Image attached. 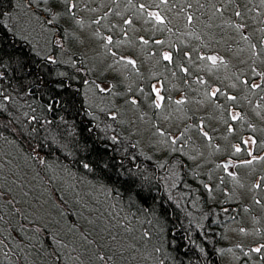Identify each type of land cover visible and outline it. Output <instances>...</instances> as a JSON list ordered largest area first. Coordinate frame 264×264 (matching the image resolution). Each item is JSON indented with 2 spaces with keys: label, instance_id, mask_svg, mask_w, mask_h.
I'll use <instances>...</instances> for the list:
<instances>
[{
  "label": "trees",
  "instance_id": "obj_1",
  "mask_svg": "<svg viewBox=\"0 0 264 264\" xmlns=\"http://www.w3.org/2000/svg\"><path fill=\"white\" fill-rule=\"evenodd\" d=\"M99 1L106 2V7L110 8L99 11V14L94 9L86 17V10L81 11L80 6L74 16L66 13L62 0H48L47 3L44 0H0V165H3L0 175L4 177L0 183L7 189L11 180L17 176L23 178L33 189V195L46 201L39 213L45 219L40 223L49 225L38 238L31 241L25 238L24 251L12 250V244L20 240V235L13 233L14 239L5 241L8 247L0 246V264H96L92 256L95 247L85 251L74 243L78 251L76 255L71 251L73 244L58 249L51 240L52 234L62 228L66 232L60 236L65 241H73L68 237L71 233L67 228L78 223L76 213L79 207L74 200L82 190V184H89L109 195L118 203L119 214L131 220V225L126 227L118 225L120 222H101L95 217L92 219L95 224L88 226L91 229L99 227L101 236L107 235L102 231L103 227L124 240L132 236V232H140L138 234L147 248L155 253L157 264H226L219 248L223 244V224L237 214L232 203L220 201L221 194L220 197L209 196L210 191L204 183L213 189L214 181L201 175L197 177L202 181H197L187 169V158L178 151L171 154V159L179 163V197L175 199L166 195L159 181L163 167L140 152L136 142L122 129L115 127L114 134L104 130L101 124L106 123L103 118L107 114L93 110L85 102L84 85L88 81L93 83L94 73L86 64L84 52L86 39L91 37L95 40L94 45L102 48L103 32L109 28L120 38L125 30L129 32L131 29L144 35L148 41L144 47L145 57L147 62L150 61V68H155L158 73L144 80L140 74L145 68L137 57L134 58L136 68L131 65L123 67L127 79L132 80V73L139 76V90L134 94L137 104L144 107L142 100L153 97L151 82L161 80L165 97L162 104L176 106L173 96L178 92H182L179 99L185 100L184 104L178 105L185 113L177 141L181 149L186 150L187 143L191 142H212L217 148V161L228 157L244 158L246 155L234 152L233 144L242 140L243 134L253 135V129L264 127V107L257 121L258 116L248 108L257 99L256 95L262 97L264 92L251 89L244 83L240 89L233 88L232 82L249 79L251 83L255 75H248V71L252 72L250 64L238 65L229 60L228 54L243 46L251 51V45H257L264 37L257 16L261 3L258 0H167L166 3L154 0L167 14L162 16L165 23L157 24L149 15L144 16L148 9H141L137 0H95ZM54 2L59 4L56 9L51 7ZM125 3L129 9L120 15L118 10ZM217 8L222 11L217 12ZM137 11L142 12L141 19ZM236 11L242 16H235ZM189 15L193 17L191 24L187 21ZM126 16L131 21L126 24L129 29L121 27L125 25ZM88 18L91 21L89 28ZM95 20H99V24L94 23ZM235 24L245 27L238 32ZM86 28L88 32L94 28L98 32H90L91 36H87ZM245 36L247 40L243 38ZM155 37L162 38L169 46L153 44ZM33 38L39 42L44 38L47 47L39 52L34 48ZM110 47L103 49L105 55L119 61V47ZM164 52H169L175 63L164 61ZM214 52L221 55L224 63L212 65L200 59L201 56H213ZM127 58L133 59V56L129 54ZM180 67L187 68L188 72L180 71ZM199 80L204 83H198ZM117 86L119 88L121 83L117 82ZM214 86L225 95L206 99V93H210ZM102 93L107 96L111 90ZM144 93L145 97L140 99ZM252 93L254 97L250 98ZM227 95L237 99L229 101ZM231 107L239 110L242 119L229 120L234 128L229 133L224 121L228 119ZM158 110L155 108V114ZM250 124L257 127L250 128ZM198 126H202L211 140L200 134ZM259 144L264 141L260 143L258 140L254 154L264 155V148ZM262 165L264 167V163ZM66 181L70 185L62 189ZM65 190H68L70 199L66 198ZM49 191L58 193L62 203L60 200L57 204L51 203ZM100 208L106 212L103 206ZM116 214L113 215L116 217ZM56 220L59 223H55ZM79 224L80 228L76 224L77 228L83 230V224ZM31 236L32 233H28V237ZM241 251L236 264H264L260 254L245 247ZM25 256L27 260L23 259Z\"/></svg>",
  "mask_w": 264,
  "mask_h": 264
},
{
  "label": "rangeland",
  "instance_id": "obj_2",
  "mask_svg": "<svg viewBox=\"0 0 264 264\" xmlns=\"http://www.w3.org/2000/svg\"><path fill=\"white\" fill-rule=\"evenodd\" d=\"M137 1L138 6L144 5L145 7H147L148 10L146 11L148 13L158 12L161 17L163 15H167L165 9H160L159 4L157 6V3L154 0ZM258 1L261 3V0ZM76 3H78L77 6L81 7V11H84V9L86 10L84 13L86 17H88V15H91L94 12V9L95 12H97L98 10L99 14V11L110 8L109 6L106 7L107 3L102 1L95 2V0H77ZM92 3L93 5H91ZM260 8L261 10H257V16H259L260 26L263 27L264 30V4L261 3ZM128 9V4L125 3L124 7L119 8L118 12L120 15H122ZM148 13H144V16H147ZM137 14L140 15L141 19L142 12L137 11ZM87 20V26L89 28L91 27V21L90 18H88ZM24 21H28L27 17L25 16ZM169 22H172V20L170 19ZM93 30L91 29L88 32L86 28L85 35L91 36L90 32H94L97 34L98 30ZM137 37H139L138 34ZM134 38H136L135 35ZM93 39V37H91L90 39H86V53L84 52L86 64L94 73V76L92 77L94 78L93 83L88 81L84 85L83 92L85 94V102L90 105L93 110L104 112V114H107V117L103 118L106 123L101 124L104 130L109 131L110 133L112 132L114 134V131L112 130L115 127H118L120 131L122 129L123 133L125 132L129 134V136H131L132 139L136 142L140 152L144 153L148 157L153 158L159 166L163 167V171L159 173V181L163 187V190L169 198L178 199L179 197V190L177 188L180 179L179 163L177 162V160L171 159V154L175 151L183 152L182 154L188 160L187 169L189 170L191 176H195L197 181H202L201 177H197L198 175H201L202 177H204V179L214 181L213 189H211V186L208 183H204V187L207 186L205 187L206 189H211V191L209 192V196L210 194L213 197H220L222 195L220 197V201L223 200L225 202L232 203L235 211H237L235 218H231L223 224V244L219 248L226 264H236L240 258V255L242 253L241 250H243V247H245L246 250H251L252 248L259 246V244L264 243V189L252 188V185L258 181L259 177L264 175V167L262 165V163L264 162L256 163L252 166L247 167L242 166L241 164L243 160L251 158L247 155V151L251 150L254 152L256 146H243L240 154H244L246 155V157L243 158L241 162L235 163L233 162V159L217 161V148L213 145L212 142V145L211 143L204 141L191 142L192 144L187 143L186 150L181 149L178 143L172 144L171 140L175 137H178L180 135V129L183 128L182 125L185 118L184 111L182 109L180 110L178 105L174 106L172 104H169L168 107V104H162V106L158 110L159 112L155 114V107L152 106L154 94H152L153 97L151 98V100H142V103H144V107H141L137 103L135 105L131 104L130 101L133 99L136 100L134 94L139 90V84L137 83L139 76L132 73V75L130 74L132 80L127 79L125 77V74H123V67H126L127 65L122 64L121 62L117 63L115 59L109 57L108 55L106 56V53L103 50L106 48L102 46L103 44L100 45L102 47L100 48L97 45H94L95 40L93 41ZM32 41L34 42V48L39 52H41L43 48L47 47L44 45L46 43L44 38H42V41L40 42L35 38H33ZM259 42L260 43L257 44L258 47L255 50L252 49L250 51L249 49L244 48V46L239 49H234L233 52H230L228 54L230 55L229 60L236 62V64L238 65L240 64L247 66L250 64L252 69L255 68L257 72L264 71V51H261V49H264V37L260 38ZM118 49L121 51L117 56L118 59H120L121 57H126L129 54L133 56V60H135V57L139 59L142 67L145 68L144 73L140 74V76H142L144 80L151 79L157 75L158 70H156L155 68L151 69L150 61L147 62V58L145 57L146 50H144V47H128L126 45H119ZM253 51H256L257 54L253 55ZM122 52H126L129 54L126 55ZM213 56H217L220 60H223L221 55L216 54L215 52ZM248 72V75L254 76L253 71L251 72L250 70ZM102 77L104 79H102ZM117 82L121 83V86L119 87L120 89L117 86ZM251 82L261 83L262 81L259 77L254 76ZM242 83L243 82L239 83L237 81L234 83L232 82V85H235L236 88L240 89V87H243L244 85H242ZM154 84L160 87L162 95L161 80H153L151 82V89ZM101 88H107L109 89V91L111 90V93L105 96L106 94L102 93L103 91H100ZM215 89L216 86L212 87L211 90L213 91ZM145 93L143 94V96L141 94L140 99H143L145 97ZM181 95L182 92L175 93L173 96L174 100H178ZM249 96L250 98H253L254 94L252 93ZM242 97L245 98L246 96L243 95ZM256 97L257 99L254 100L248 108L254 111L256 116H258L257 118H255L257 121L258 119H260L257 113H260L261 110H263V107L257 108V105L264 106V100L260 99L261 96L256 95ZM234 112H239V110L231 107L229 109V113L232 114ZM113 116H115V119H113ZM260 116H262V114H260ZM250 125H252L248 126L250 128L257 127H253V124ZM262 128L264 127H257L253 135L243 134L242 139L252 137L257 140V138L259 137L260 139L258 140L260 141V143H262V141H264V133L262 132ZM161 132L165 133V135L161 136ZM234 145H236V143H234L233 146ZM260 154L258 153L257 155ZM224 163H229L228 170L236 175L237 179L235 181L232 179V177L227 175V172H225L223 167H217V165H223ZM233 164L237 166L233 167ZM221 178H223V182ZM46 181L48 182L49 179H47ZM68 185H70L69 181H66L64 185H62V189H67ZM241 185L243 186L241 187ZM215 189L218 190L216 193H213V190ZM70 190L72 191L71 188ZM65 192L68 195L66 196V198L70 199L68 190H65ZM49 194L51 196L49 199L51 203L54 202L57 204L58 200H60V202L62 203L61 199H59L58 193H56L55 191H49ZM256 200H260L261 203L257 204ZM74 203L77 207H79V212L76 213V219L78 220V223L76 222V224L79 225V228V223L83 224V226H81L83 229L89 227L87 221L80 217L81 213L88 219L95 220V217H98L101 219V222H120L118 223V225L123 224V226L126 227H129L131 225V220L124 215L119 214V212L117 211L118 208L116 205L118 203L113 202L109 195L89 184H82V190L77 193ZM100 206H103L104 210L108 214L107 216L105 215L106 212H103ZM84 207H86L85 210ZM115 213H117L116 217L115 215H113ZM113 218L115 220H113ZM57 221L58 220H56L55 223ZM60 223L63 226V223ZM102 229H105V227H103ZM241 229H243V231H241ZM89 230L93 231L94 237H96L97 233L101 235L100 229L97 226L92 229L89 227ZM58 232L59 234L63 235L66 230L60 228V231ZM138 233L132 232V236L128 237V239L125 240L123 238H118V236H115V243L117 246L122 247L123 252L122 255H120L119 253L117 254L116 264H125L122 261H126V264H157V260L154 256L155 253L147 248L143 239ZM68 237L74 241L76 247L77 245L82 246L78 237H74L72 234H69ZM110 239L111 237H108L104 242L107 243ZM80 248L81 250H85L86 246H82ZM77 253L78 251H76L74 254L77 255ZM158 264L160 263L158 262Z\"/></svg>",
  "mask_w": 264,
  "mask_h": 264
},
{
  "label": "snow or ice",
  "instance_id": "obj_3",
  "mask_svg": "<svg viewBox=\"0 0 264 264\" xmlns=\"http://www.w3.org/2000/svg\"><path fill=\"white\" fill-rule=\"evenodd\" d=\"M45 3L48 2V0H44ZM167 0H161V3H166ZM231 2V0H229ZM62 3L64 5V9L66 13H70L73 16L75 15V10L77 8V3L75 0H62ZM261 3L264 4V0H261ZM53 9H56L59 7V4L53 3L51 5ZM145 6L140 5V8L143 9ZM217 12L222 11L220 8L216 9ZM2 15V14H0ZM148 15L156 21L157 24H164V19L160 16L158 12H150ZM235 16L241 17L242 13L239 11H236L234 13ZM193 20L192 16L187 17V21L189 24H191ZM94 23L99 24V20L93 21ZM77 23H80V21H77ZM125 24H131L130 20H125ZM236 31H241L242 28L245 27L243 24H235L234 25ZM264 31V30H262ZM245 40H247V36L243 37ZM143 44H148L147 40H144L141 38ZM113 43L112 37L108 36L104 38V44L103 46L105 48H108L109 45ZM157 43H163L162 41H157ZM257 45L253 44L251 45V48L253 50L257 49ZM261 51H264V49H261ZM256 51H253V55H256ZM113 56L116 55L115 52L112 53ZM187 55V54H186ZM162 59L164 61H168L169 63H175L173 60V56L169 52H164L162 54ZM201 60H207L211 62L212 65H217L218 63L222 64L224 63L222 60H220L217 56H201ZM121 61L125 65H131L133 68H136V62L133 59L121 57ZM120 61H117L119 63ZM180 71L187 73L188 69L185 67H180ZM253 74L260 78L262 81L261 83H250L249 81L245 80L243 83L250 87L251 89H258L262 92H264V71L257 72L255 68L252 69ZM198 83L203 84V80H199ZM99 87V86H97ZM235 87V85H233ZM100 91H109L107 88H101ZM152 94H154V99L152 101V106L155 108H160L162 106V102L165 100V97L161 95L160 87L157 85L152 86L151 90ZM220 95H225L219 88H216L215 90L211 91L210 93H206V99L217 97ZM226 99L229 101H235L237 99L236 96L227 95ZM261 100H264V96L260 97ZM131 104L135 105L137 101L135 99L130 101ZM177 105H182L185 103V100L183 98L178 99L175 101ZM264 107L262 105H257V108ZM257 115H260L258 112ZM113 119H115V116H113ZM242 119V116L239 112H234L228 116V119H226L224 122L225 124H228L227 131L229 133H232L234 131V128L231 124H229V120L231 121H239ZM201 128V135L205 138L211 140V137L208 135L207 132L202 130V126H198ZM255 131V129H253ZM161 136L165 135V133L161 132ZM181 136H183V133H181ZM180 139V137H175L171 140L172 144H176L177 141ZM255 146L257 145V140L248 137L247 139H242L234 145V152L240 153L243 149V146ZM262 148H264V145H261ZM247 155L251 157L250 159H245L241 162L242 166H252L256 163L264 162V155H256L253 151L248 150ZM42 164L44 161H40ZM233 167H236L237 165L233 164ZM217 167H223L225 172H227V175L232 177V179L235 181L236 175L229 171V163H224L223 165H217ZM3 170V165H0V172ZM4 180V177L0 175V181ZM223 182V178H221ZM10 187L5 189L4 184L0 183V246L8 247V245L5 243V241H9L14 239L12 236L13 233H17V235H20V240L17 243L12 244V250L16 251H24L25 250V238H27L29 241L32 239L38 238L41 231H45L48 229L49 225L43 224L41 225L40 221L45 219L42 215H40V209L43 207V204L46 203V201H41L39 196L33 195V189L28 186L27 183L23 181V178L17 176L16 179L11 180ZM243 185H241L242 187ZM207 187V186H205ZM252 188L255 189H264V175L260 176L258 181L252 185ZM211 191V189H209ZM43 195V193H41ZM19 197V198H17ZM257 204H260V200H256ZM39 206V207H38ZM61 214L62 211H61ZM80 217L87 221V224L94 225L95 221L92 219H88L87 217H84L83 214H80ZM22 222H26L22 223ZM56 223H59L58 221ZM103 232H105L107 235L101 236L99 233L96 234V237L93 236V231L85 228L83 230L78 229L76 224H73L72 226L67 228V232L71 233L74 237H78L79 241L81 242L82 246H86L85 251L88 249H91L95 247L96 251L92 253V256L96 262V264H116L117 260V254L120 255L123 254L122 247L116 245V237L111 234V232L105 228L102 229ZM243 231V229H241ZM7 232V235H4V233ZM28 233H32L31 237H28ZM147 235V233L145 234ZM108 236H111V239L105 243L104 241L107 239ZM51 240L56 245L58 249H64L68 248L69 244H73V247L71 248L72 252H76L77 248L74 246L73 241H65L59 234V232L53 233L51 236ZM252 252L260 254L261 259H264V243L259 244V246L254 247L251 249ZM5 255H8V253H5ZM70 259H78V257H69ZM23 259L27 260V256L23 257ZM59 259V257H57Z\"/></svg>",
  "mask_w": 264,
  "mask_h": 264
},
{
  "label": "flooded vegetation",
  "instance_id": "obj_4",
  "mask_svg": "<svg viewBox=\"0 0 264 264\" xmlns=\"http://www.w3.org/2000/svg\"><path fill=\"white\" fill-rule=\"evenodd\" d=\"M156 5L158 6V4H156ZM125 20H130V17L126 16ZM125 20H124V23H125ZM121 27H123V28L125 27L126 29H129V28H127L128 26H126V24L124 26H121ZM122 34H123V37L120 38L117 35H114L110 28L106 32H103V37L104 38L108 37V36H111L112 40H113V43L111 45H109L108 48L110 46H114V45H115V47H119V45H126L128 47H136V46H138V47H142V48L146 46L145 44L142 43V40H141V38H143L144 40H146V38L143 37L144 35H140L136 30L131 29V31L129 30V32H128V30H125V32H123ZM137 34L139 35V37H137ZM134 35H135L136 38H134ZM157 41H162L163 43H157ZM153 44H159V46L162 45V46H165V47L169 46L168 42H166L162 38L160 39L159 37L153 38ZM125 58H127V56ZM248 81H249V79H248ZM237 143H239V142H236V144ZM231 159L232 158L228 157V158H225L223 160L225 161V160H231ZM242 159L243 158L233 159V162H235V163L237 162L238 163V162H241ZM256 242H257V240H256Z\"/></svg>",
  "mask_w": 264,
  "mask_h": 264
}]
</instances>
